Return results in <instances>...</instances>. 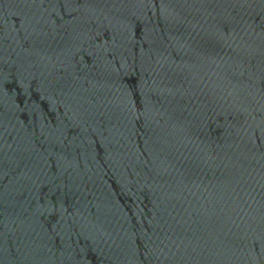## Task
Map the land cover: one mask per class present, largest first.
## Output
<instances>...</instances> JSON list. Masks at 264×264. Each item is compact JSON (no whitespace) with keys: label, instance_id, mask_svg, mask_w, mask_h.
<instances>
[{"label":"water","instance_id":"1","mask_svg":"<svg viewBox=\"0 0 264 264\" xmlns=\"http://www.w3.org/2000/svg\"><path fill=\"white\" fill-rule=\"evenodd\" d=\"M0 264H264V0H0Z\"/></svg>","mask_w":264,"mask_h":264}]
</instances>
